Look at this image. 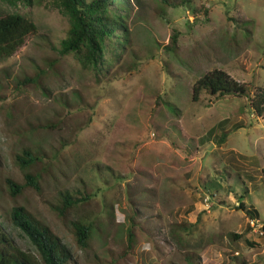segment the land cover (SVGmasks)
<instances>
[{
    "label": "rangeland",
    "instance_id": "rangeland-1",
    "mask_svg": "<svg viewBox=\"0 0 264 264\" xmlns=\"http://www.w3.org/2000/svg\"><path fill=\"white\" fill-rule=\"evenodd\" d=\"M127 1L128 31L104 39L93 67L62 52L61 0H0L36 25L0 58L1 227L38 263L13 207L49 228L68 264H264V119L246 98L192 101L214 69L251 97L264 90V0ZM25 152L38 159L23 169ZM26 173L38 190L11 197L6 178L24 185ZM65 194L78 201L61 215ZM241 195L257 220L236 209ZM77 221L91 227L85 247Z\"/></svg>",
    "mask_w": 264,
    "mask_h": 264
},
{
    "label": "trees",
    "instance_id": "trees-1",
    "mask_svg": "<svg viewBox=\"0 0 264 264\" xmlns=\"http://www.w3.org/2000/svg\"><path fill=\"white\" fill-rule=\"evenodd\" d=\"M9 5L22 3L30 4L31 0H3ZM165 2V0H161ZM187 1V0H185ZM61 4L67 10L71 25L67 36L61 41L62 52L74 53L84 64L96 67L99 63L102 43L106 37H110L119 31H128L127 18L129 14V4L127 0H92L90 3L85 0H61ZM36 31V25L25 16L18 13H7L0 11V58L12 56L25 42L26 38ZM118 33V32H117ZM177 33L173 32L169 38L170 49L176 45ZM174 52V51H172ZM249 84L240 83L234 80L226 72L218 69L209 71L195 80L192 86V101L201 92L206 93L213 99H223L225 97L249 99V106L254 114L264 119V90L250 96ZM227 134L222 132L220 140L224 141ZM16 156V162L20 168H25L37 161V157L29 152ZM248 181L253 178L245 174ZM25 184L18 185L6 178L9 195L16 197L25 186H31L38 190L37 176L31 173L25 174ZM248 192L245 188L243 195ZM239 197L236 209L243 212L251 220L259 218L258 211L253 206H246ZM64 207L58 210L63 215L64 211L72 204L77 203V199H72L69 194H65ZM9 219L13 226L29 240L37 251L41 263H38L32 255L19 250L12 242L0 225V264H68L69 254L63 244L50 232L49 228L33 219L23 207H13L9 213ZM264 232V225L262 226ZM73 230L76 242L80 247L87 245V240L91 232L90 225L83 222H75ZM234 239L240 238L237 234H232ZM129 243H131V233L129 232ZM246 244L251 245L250 242Z\"/></svg>",
    "mask_w": 264,
    "mask_h": 264
}]
</instances>
